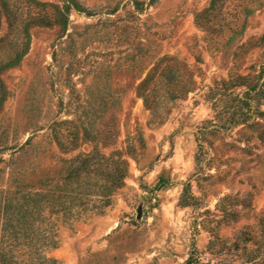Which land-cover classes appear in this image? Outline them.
<instances>
[{
	"label": "rangeland",
	"instance_id": "obj_1",
	"mask_svg": "<svg viewBox=\"0 0 264 264\" xmlns=\"http://www.w3.org/2000/svg\"><path fill=\"white\" fill-rule=\"evenodd\" d=\"M264 264V0H0V264Z\"/></svg>",
	"mask_w": 264,
	"mask_h": 264
},
{
	"label": "trees",
	"instance_id": "obj_2",
	"mask_svg": "<svg viewBox=\"0 0 264 264\" xmlns=\"http://www.w3.org/2000/svg\"><path fill=\"white\" fill-rule=\"evenodd\" d=\"M3 263V262H2ZM4 264V263H3Z\"/></svg>",
	"mask_w": 264,
	"mask_h": 264
}]
</instances>
